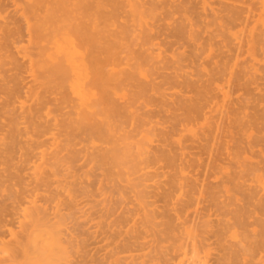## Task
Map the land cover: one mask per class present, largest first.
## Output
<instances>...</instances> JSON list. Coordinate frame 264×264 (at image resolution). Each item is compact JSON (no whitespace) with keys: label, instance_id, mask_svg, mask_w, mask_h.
Instances as JSON below:
<instances>
[{"label":"bare ground","instance_id":"6f19581e","mask_svg":"<svg viewBox=\"0 0 264 264\" xmlns=\"http://www.w3.org/2000/svg\"><path fill=\"white\" fill-rule=\"evenodd\" d=\"M0 264H264V0H0Z\"/></svg>","mask_w":264,"mask_h":264}]
</instances>
